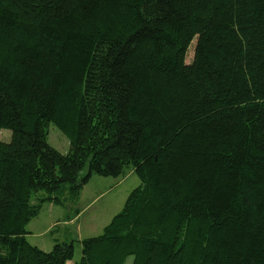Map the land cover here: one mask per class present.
<instances>
[{
  "label": "trees",
  "instance_id": "1",
  "mask_svg": "<svg viewBox=\"0 0 264 264\" xmlns=\"http://www.w3.org/2000/svg\"><path fill=\"white\" fill-rule=\"evenodd\" d=\"M3 129L0 264H264V0H0ZM128 168L79 261L26 240L43 203Z\"/></svg>",
  "mask_w": 264,
  "mask_h": 264
},
{
  "label": "rangeland",
  "instance_id": "2",
  "mask_svg": "<svg viewBox=\"0 0 264 264\" xmlns=\"http://www.w3.org/2000/svg\"><path fill=\"white\" fill-rule=\"evenodd\" d=\"M194 42L195 39L187 50L186 63L192 60ZM9 139L10 132L0 130V140L7 142ZM47 141L62 154L69 151L68 137L53 123L48 126ZM139 184L140 180L131 168L117 177L94 174L82 187L77 199L65 195L62 204L43 203L38 214L27 223L25 238L31 245L46 252L52 249L55 242H72L73 262L79 261L80 241L100 235L111 218L122 210L128 194ZM34 201L33 198L32 203ZM131 263L132 257L129 256L124 264Z\"/></svg>",
  "mask_w": 264,
  "mask_h": 264
}]
</instances>
